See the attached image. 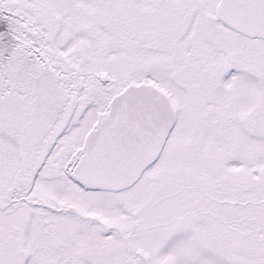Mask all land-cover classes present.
Segmentation results:
<instances>
[{"label": "snow or ice", "instance_id": "1", "mask_svg": "<svg viewBox=\"0 0 264 264\" xmlns=\"http://www.w3.org/2000/svg\"><path fill=\"white\" fill-rule=\"evenodd\" d=\"M0 264H264V0H0Z\"/></svg>", "mask_w": 264, "mask_h": 264}]
</instances>
